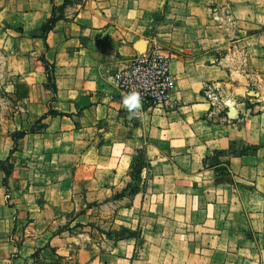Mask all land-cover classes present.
I'll list each match as a JSON object with an SVG mask.
<instances>
[{
  "label": "crops",
  "instance_id": "0c3cea01",
  "mask_svg": "<svg viewBox=\"0 0 264 264\" xmlns=\"http://www.w3.org/2000/svg\"><path fill=\"white\" fill-rule=\"evenodd\" d=\"M140 1L0 0V20H17L14 25L22 28L21 35L34 46L31 54L45 53L55 69L56 92L39 102L43 113H57L46 116V133L39 134L44 154L50 153L47 143L53 146L51 165L55 167L44 174L48 180L42 189L45 202L28 223L34 232L39 233L41 226L65 213L82 218L79 227L91 222L90 208L80 211L74 207V194L81 183L75 171L78 166L90 172L84 176L82 187L86 203L103 207L109 193L123 191L124 196L117 201V218L121 225L133 229L143 224L146 213L152 217L148 227L153 231L160 224L172 225L173 215L183 214L187 208L183 193L180 199V190L204 189L209 183L229 178L232 187L251 184L264 193V110L247 113V92L241 90L244 76L222 61H168L173 87L164 103L132 111L120 105L114 74L127 63L119 61L120 53L135 52ZM245 1V8L234 9L233 14L248 19L247 23L255 22L261 29L246 40V72L262 75L264 16L258 21L260 8L254 5L256 1ZM52 14L57 20L44 35L41 26ZM34 76L27 74L28 83L36 82ZM45 81L43 73L40 82L44 85ZM215 83L232 86L236 96L230 109L239 110L241 118H212L214 108L204 87ZM213 159L215 162L210 164ZM136 165L137 185L130 188L129 173ZM4 192L8 196V190ZM137 211L141 215H135ZM0 224H9L6 216ZM6 264H17L10 252Z\"/></svg>",
  "mask_w": 264,
  "mask_h": 264
},
{
  "label": "rangeland",
  "instance_id": "374dc122",
  "mask_svg": "<svg viewBox=\"0 0 264 264\" xmlns=\"http://www.w3.org/2000/svg\"><path fill=\"white\" fill-rule=\"evenodd\" d=\"M153 1L141 0L138 4L142 13L134 54L124 52L118 57L127 61L114 74L116 79L120 73L122 82L121 106L130 111L123 101L132 94L140 99V108L132 110L155 105L156 81L164 63L199 59L222 61L243 74L241 90L258 97L260 105L255 110H264V76L246 72L245 65L246 40L261 29L255 22L247 23L248 19L233 14L234 9L245 8V0ZM253 1L260 8L258 21H262L264 0ZM14 23H18L14 18L0 20V220L6 216L9 221L7 226L0 224L3 264L7 263L8 252L17 264H264V193L251 184L232 187L229 178L209 183L204 189L180 190V199L182 193L186 198V211L173 215L172 225L160 224L153 231L148 227L152 217L146 211L140 227L120 224L117 201L124 196L123 191L109 193L103 207L86 203L82 187L84 176L90 172L78 166L75 171L81 183L74 194V207L91 209L87 227H79L82 218L65 213L41 226L39 233L28 228L37 207L45 202L42 189L48 180L44 174L55 167L51 165L52 144L47 143L50 153L44 154L39 136L46 133V116L57 114L43 113L39 107L40 99L51 95L55 71L50 72L49 82H40L45 71L37 58H45V53L31 54L34 46ZM47 61L50 66L51 58ZM28 73L35 74L36 82L28 83ZM204 92L214 108L212 118L225 120L226 110L233 116L230 108L236 95L231 85L215 83L204 87ZM22 131L28 137L20 136ZM213 162L215 159L210 164ZM137 166L129 173L130 188L137 185ZM41 229H45L43 234Z\"/></svg>",
  "mask_w": 264,
  "mask_h": 264
},
{
  "label": "trees",
  "instance_id": "16d2710c",
  "mask_svg": "<svg viewBox=\"0 0 264 264\" xmlns=\"http://www.w3.org/2000/svg\"><path fill=\"white\" fill-rule=\"evenodd\" d=\"M56 18L53 16V14L51 15V17L47 20V22L41 26V31L42 33L45 35L47 32H49L55 22H56ZM41 62H42V65L44 67V74H45V78H46V81L49 82L50 81V72L51 71H55L54 69V64L52 63L50 66H51V70H50V66L48 65V61L47 59L45 58H42L41 59ZM50 64V63H49ZM264 76V74H262ZM213 84H207L206 86L209 87ZM50 90L53 94H55L56 92V87H55V84H54V77L52 79V86L50 87ZM254 99V100H258V97L254 96V95H250L249 93L246 94V97H245V106L246 108L250 111V114H254V113H258L260 112V110H255L254 108L256 106H259L260 103L257 101V102H251V100ZM234 110V114L233 116L229 115V110H226L224 113L225 117L232 120V121H236L238 118H241L242 117V114L240 113L239 110L235 109V108H232ZM48 113H53L51 110L48 111ZM44 117V116H43ZM42 117V118H43ZM25 134H27L26 132L22 131V133H20V136H24ZM13 141H15V138L13 139ZM137 166V165H136ZM136 166H133V167H136ZM132 167V168H133ZM138 172H136L137 174V177H138V173H139V169H137ZM7 175V173H6Z\"/></svg>",
  "mask_w": 264,
  "mask_h": 264
},
{
  "label": "built area",
  "instance_id": "2783aa9c",
  "mask_svg": "<svg viewBox=\"0 0 264 264\" xmlns=\"http://www.w3.org/2000/svg\"><path fill=\"white\" fill-rule=\"evenodd\" d=\"M167 65H168V61L164 63L160 74L158 75L159 81H156V84L158 85V89H157V93H155V95L157 96V99L155 101V105L153 106H160L162 103H164V101L168 98V95L173 87V81L170 78L168 72H167ZM120 72V71H119ZM119 75H117V78L115 79L116 83H117V87L118 89L121 91L122 90V82L119 79L120 73H118ZM145 86V85H143ZM126 94V92H124ZM158 93L161 95L159 96ZM161 97V99H160Z\"/></svg>",
  "mask_w": 264,
  "mask_h": 264
},
{
  "label": "clouds",
  "instance_id": "9594fccd",
  "mask_svg": "<svg viewBox=\"0 0 264 264\" xmlns=\"http://www.w3.org/2000/svg\"><path fill=\"white\" fill-rule=\"evenodd\" d=\"M125 107H127L130 111L132 109H139L140 108V99L139 96L136 94H132L124 98L123 101Z\"/></svg>",
  "mask_w": 264,
  "mask_h": 264
},
{
  "label": "water",
  "instance_id": "95a60500",
  "mask_svg": "<svg viewBox=\"0 0 264 264\" xmlns=\"http://www.w3.org/2000/svg\"><path fill=\"white\" fill-rule=\"evenodd\" d=\"M230 110H232V112H233V114H234V110H233V109H230Z\"/></svg>",
  "mask_w": 264,
  "mask_h": 264
}]
</instances>
